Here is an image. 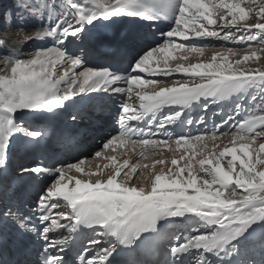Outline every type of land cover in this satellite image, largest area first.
I'll return each instance as SVG.
<instances>
[{
	"label": "snow or ice",
	"instance_id": "obj_1",
	"mask_svg": "<svg viewBox=\"0 0 264 264\" xmlns=\"http://www.w3.org/2000/svg\"><path fill=\"white\" fill-rule=\"evenodd\" d=\"M109 100L108 163L49 162ZM0 264H264V0L0 6Z\"/></svg>",
	"mask_w": 264,
	"mask_h": 264
},
{
	"label": "bare ground",
	"instance_id": "obj_2",
	"mask_svg": "<svg viewBox=\"0 0 264 264\" xmlns=\"http://www.w3.org/2000/svg\"><path fill=\"white\" fill-rule=\"evenodd\" d=\"M10 3H11V0H0V6L7 5V4H10ZM228 47H232L233 49H235V48H243V47H238V46L231 45V44L223 45V46L218 45L215 48H208V49H206L205 50V56L204 57L201 58V57H198L196 55H192V56H190L189 60H190V62H193V63L199 62L200 59H204L205 60L208 57L210 58V55L213 52H216V51H227V48ZM241 52L243 53L244 51H241ZM176 54L177 55H180L182 53H176ZM177 78H179V77H177ZM166 82L169 83V84H171L173 82V80L172 79H168ZM84 109H86L88 111V108H84ZM70 111H75V110L74 109H70ZM116 112H117V106L114 105L112 111H108L107 112V115H104L105 111H99V112L96 111V113L93 115L94 117L93 116H89L88 114H86L85 117H84V119L82 120L84 122L79 123V130L75 134L72 132L71 128H69L68 131H70L69 135L71 136V138H69L68 136H66L65 138L62 139L61 144L64 143V144H67V145H71L77 151H79L78 149H80V152L81 153H79V154H77L75 156L73 162L75 161V159H77V158H79L81 156H84V157L87 158V160H88L89 164L91 165L93 171H95L97 164H99L101 167H103V165L105 163H108V161H105V160H102V159H93V157H92L91 154L95 150H98L97 145H99L100 140H101V137L103 136V133H102L101 130H103L105 127H107V128L109 127L110 128V131H111V129L114 127L113 126V121H108L107 122V125H105L103 128H101L102 125H100V124H102V122H98L96 120V117L103 116L105 119H107V118H111V116H115L116 115ZM90 119L92 120L91 121L92 122L91 125H85L87 123L86 120L87 121H90ZM94 136H98L97 138H95V139H97V140H95L96 142H93L92 141V139H94ZM49 144L52 147L59 146V144H57L55 140L49 141ZM45 153H48L49 162L54 161V160H63L64 159V158L63 159L61 158V157L64 156L63 154H60L58 158L55 156L52 159V156L54 154L53 153H49V148L48 147H45ZM128 155H132V153L129 151L128 152ZM163 155L165 157H169V158L171 156V154L168 153V152H164ZM151 162H152L151 159L142 160L141 161V163H148V164H151ZM158 170H159V168H157V171ZM73 175H78V174L75 173ZM81 178L87 179L86 177H81ZM97 178H99V177H96V176L95 177H92V180L94 181ZM121 179H123V177H121ZM30 192H33L34 193V190L33 191H30ZM26 195H29V193H26ZM30 195H32V194H30Z\"/></svg>",
	"mask_w": 264,
	"mask_h": 264
},
{
	"label": "rangeland",
	"instance_id": "obj_3",
	"mask_svg": "<svg viewBox=\"0 0 264 264\" xmlns=\"http://www.w3.org/2000/svg\"><path fill=\"white\" fill-rule=\"evenodd\" d=\"M234 51H236V52H240V53H242L241 51H245V48H235V49H233ZM209 58V57H208ZM207 58V59H208ZM207 59H205V60H207ZM106 130V129H105ZM101 131H103V130H101ZM103 133V135H105L106 133H107V131H103L102 132ZM98 136H94V139H92V141L93 142H96L95 141V138H97ZM97 140V139H96ZM92 155V154H91ZM90 157V156H89ZM88 157V158H89ZM73 174H75V172H73V173H71V175H73ZM93 177H95V176H93ZM97 177V176H96ZM87 178V177H86ZM32 192H29V195L31 194ZM32 194H34V193H32Z\"/></svg>",
	"mask_w": 264,
	"mask_h": 264
}]
</instances>
